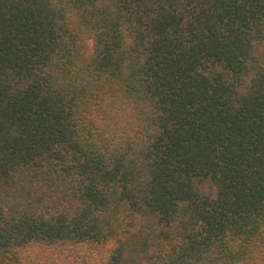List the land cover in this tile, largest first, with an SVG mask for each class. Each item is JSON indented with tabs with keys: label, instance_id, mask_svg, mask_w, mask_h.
I'll list each match as a JSON object with an SVG mask.
<instances>
[{
	"label": "trees",
	"instance_id": "16d2710c",
	"mask_svg": "<svg viewBox=\"0 0 264 264\" xmlns=\"http://www.w3.org/2000/svg\"><path fill=\"white\" fill-rule=\"evenodd\" d=\"M0 264H264V0H0Z\"/></svg>",
	"mask_w": 264,
	"mask_h": 264
}]
</instances>
